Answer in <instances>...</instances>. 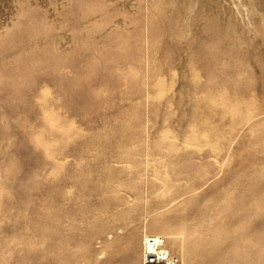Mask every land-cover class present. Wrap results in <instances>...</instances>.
Segmentation results:
<instances>
[{"label": "rangeland", "instance_id": "rangeland-1", "mask_svg": "<svg viewBox=\"0 0 264 264\" xmlns=\"http://www.w3.org/2000/svg\"><path fill=\"white\" fill-rule=\"evenodd\" d=\"M61 1L0 0V264H143L154 227L179 264L261 262L264 4Z\"/></svg>", "mask_w": 264, "mask_h": 264}, {"label": "bare ground", "instance_id": "bare-ground-1", "mask_svg": "<svg viewBox=\"0 0 264 264\" xmlns=\"http://www.w3.org/2000/svg\"><path fill=\"white\" fill-rule=\"evenodd\" d=\"M10 1H11V0H10ZM60 1H61V0H60ZM255 1L258 2L259 5L264 4V0H255ZM16 2H17V1H16ZM61 2H62V1H61ZM128 2H129V1H128ZM41 3H42V2H41ZM10 4H11V3H10ZM15 4H16V3H15ZM48 4H49V3H48ZM25 5H26V4H25ZM27 5H28V4H27ZM51 5H54V4L51 3ZM62 5H65V4H63V2H62ZM43 6H44V5H43ZM54 6H56V5H54ZM59 8H60V7H59ZM66 8H67V7H66ZM125 8H126V7H125ZM11 9H12V8H11ZM40 9H41V8H40ZM51 10H52V9H51ZM62 10H63V9H62ZM64 10H65V9H64ZM64 10H63V11H64ZM78 10H79V9H78ZM39 12H40V11H39ZM49 12H50V11H49ZM74 13H75V12H74ZM59 14H60V13H59ZM65 14H66V13H65ZM61 15L63 16V14H61ZM72 16H73V15H72ZM54 24H55V23H54ZM69 24H70V23H69ZM204 26H205V25H204ZM20 40H21V39H20ZM212 41H213V40H212ZM236 48H237V47H236ZM263 125H264V124H263ZM106 141H107V140H106ZM105 144H106V143H105ZM110 144H111V142H110ZM107 145H108V144H107ZM126 150H129V149H124V151L122 150V151L124 152L123 155L126 153V152H125ZM129 151H130V150H129ZM129 151H128L127 154H130ZM120 153H121V152H120ZM118 154H119V152H118ZM132 154H133V153L131 152L130 155H132ZM120 155H122V154H120ZM120 155H119V157H120ZM130 155L128 156V155L125 154L124 156L127 158V156L130 157ZM134 155H135V154H134ZM117 156H118V155H117ZM124 156H123V157H124ZM123 157H122V159H123ZM134 157H136V155H135ZM132 158H133V157H132ZM137 161H138V160H137ZM137 161H136V163H137ZM147 161L149 162V160H147ZM138 162H139V161H138ZM257 163H258V162H257ZM260 163L263 164V161L259 162V165H260ZM93 164H94V163H93ZM96 164H97V163H96ZM98 164H99V163H98ZM105 164H106V163H105ZM105 164H104V165H105ZM262 164H261V166H262ZM89 165H90V164H89ZM223 165H224V164H223ZM263 165H264V164H263ZM91 166H92V165H91ZM261 166H258V167L262 168V171H263L264 169H263V167H261ZM95 167H96V171H97L98 169H100L101 165H100L99 168H97L98 166H94V168H95ZM102 167H103V165H102ZM102 167H101V168H102ZM110 169H111V168H110ZM258 169H259V168H258ZM73 170H75V169H73ZM82 170H83V169H82ZM85 170H86V169H85ZM85 170H83V171H85ZM92 170H93V169H92ZM100 170L102 171V170H104V168H102V169H100ZM100 170H98V171H100ZM260 170H261V169H259V171H260ZM83 171H82V172H83ZM86 171H88V169H87ZM86 171H85V172H86ZM101 171H100V172H101ZM109 171H111V170H109ZM112 171H113V170H112ZM112 171H111V172H112ZM254 171H255V170H253V171L251 170V172L249 171V172H247V173H248V174H251V177H252L253 174L256 176V174H257L258 171L256 170V173H255ZM90 172H91V170H90ZM92 172H93V171H92ZM94 172H95V171H94ZM102 172H103V171H102ZM105 172H106V171H105ZM105 172H103V173H105ZM260 172H261V171H260ZM79 173H80V172H79ZM79 173H78V176L80 175ZM103 173H102V174H103ZM261 173H262V172H261ZM263 173H264V172H263ZM76 174H77V173H76ZM85 174H86V173H85ZM100 174H101V173H100ZM105 174H106V173H105ZM105 174H103V175H101V176H105ZM136 174H137V173H136ZM139 174H140V173H139ZM248 174H247V177H245V179H246V178H247V179L249 178V177H248ZM81 175H82V174H81ZM88 175H89V174H88ZM93 175H94V173H93ZM96 175H97V174H96ZM106 175H108V174H106ZM119 175H120V173H119ZM260 175H261V174H260ZM76 176H77V175H76ZM89 176H91V175H89ZM108 176H109V177H114L115 174H114L113 176H111V174L108 175ZM116 176H118V175L116 174ZM137 176H138V175H137ZM245 176H246V174H245ZM249 176H250V175H249ZM258 176H259V175H258ZM79 177L81 178V176H79ZM84 177H85V176H84ZM95 177H96V176H95ZM98 177H99V176H98ZM109 177H105V178H103V179H107V178H109ZM251 177H250L249 179H251ZM253 177H254V176H253ZM262 177H263V179H264V175H262ZM74 178H75V177H74ZM86 178H87V177H86ZM115 178L117 179V177H114V179H115ZM119 178H120V177H119ZM119 178H118V179H119ZM130 178H131V177H130ZM137 178H139V180L142 179V178H140V176H138ZM255 178L258 180V178L261 179V176H260V177H255ZM118 179H117V180H118ZM77 180H78V179H77ZM79 180H82V179H79ZM83 180H84V178H83ZM83 180H82V181H83ZM85 180H86V179H85ZM91 180H92V177H91ZM117 180H116V181H117ZM137 180H138V179H137ZM137 180H135V181H137ZM139 180H138V181H139ZM257 180H256V181H257ZM75 181H76V180H75ZM96 181H97V179H96ZM138 181L135 182V183H140V182H138ZM247 181L249 182L250 180H247ZM247 181H246V184L249 185V184L247 183ZM253 181H255V180H253ZM256 181H255V183H256ZM258 181H259V180H258ZM67 182H68V181H67ZM76 182H77V181H76ZM100 182H101V180H100ZM100 182L98 181V183H100ZM104 182H105V181H104ZM112 182H114V181H112ZM130 182H131V180H130ZM133 182H134V180H133ZM54 183H55V182H54ZM74 183H75V182H73V184H74ZM102 183H103V181H102ZM135 183H134V186H135ZM263 183H264V180H263ZM75 184H76V183H75ZM77 184H79V182H78ZM105 184H106V182H105ZM250 184H251V183H250ZM111 185H113V184H110L109 186H111ZM137 185H138V184H137ZM137 185H136V186H137ZM56 186H57V185H56ZM78 186H79V185H78ZM93 186H94V184H93ZM95 186H96V185H95ZM98 186H99V185H98ZM102 186H103V185H102ZM106 186H108V182H107V185H106ZM113 186H114V185H113ZM249 186H250V185H249ZM251 186H252V185H251ZM58 187H60V186H58ZM81 187H82V184H81L80 188H81ZM90 187H92V186H90ZM100 187H101V186H100ZM103 187H105V186H103ZM252 187H253V186H252ZM55 188H56V187H55ZM55 188H54V189H55ZM86 188H88V187H86ZM93 188H94V187H93ZM133 188H134V187H133ZM248 188H249V187H248ZM59 189H60V188H59ZM82 189H83V187H82ZM84 189H85V188H84ZM84 189H83V190H84ZM98 189H99V188H97V190H96V191H98V193H99L100 191H103V192L105 191L104 189H103V190H100V191H99ZM101 189H102V188H101ZM115 189H116V188H115ZM50 190H51V189H50ZM56 190H57V189H56ZM94 190H95V189H94ZM94 190H93V191H94ZM110 190H111V189H110ZM51 191H52V190H51ZM111 191H112V190H111ZM142 191H143V190H142ZM234 191H235V190H234ZM52 192H53V191H52ZM82 192H83V191H82ZM82 192H81V193H82ZM103 192H101V193H103ZM137 192H138V191H137ZM257 192H259V191H257ZM260 192H261V191H260ZM260 192H259V193H260ZM50 193H51V192H50ZM58 193H59V192H58ZM58 193H56V191H55V195H57ZM60 193H61V190H60ZM84 193H86V192H83V193H82V196L85 195ZM133 193H134V192H133ZM237 193H238V192H237ZM237 193H236V194H237ZM96 194H97V193H96ZM116 194H117V193H116ZM229 194H230V193H229ZM262 194H263V193H262ZM55 195H54V196H55ZM80 195H81V194H80ZM86 195H87V194H86ZM86 195H85V196H86ZM97 195H98V194H97ZM97 195H96V196H97ZM103 195H104V197H105L106 192H105V194L103 193ZM103 195H102V196H103ZM118 195L120 196V194H118ZM132 195H133V194H132ZM134 195H136V191H135V194H134ZM134 195H133V196H134ZM143 195H144V194H143ZM230 195H231V194H230ZM250 195H251V194H250ZM258 195H259V194H258ZM54 196L52 197V194H51V197H52L53 199H55V200H57V198L61 197V196H59V197H57V198H56V197L54 198ZM85 196H84V197H85ZM113 196H116V195L114 194ZM113 196H111V200L114 198ZM238 196H239V195H238ZM259 196H260V195H259ZM62 197H63V196H62ZM79 197H80V196H79ZM84 197H83V199H84ZM87 197H88V195H87ZM100 197H101V195H100ZM100 197L97 196V199L99 200ZM112 197H113V198H112ZM116 197H117V196H116ZM139 197H141L140 194H139ZM142 197L144 198V196H142ZM242 197H243V196H242ZM254 197H255V195H254ZM101 198H102V197H101ZM101 198H100V199H101ZM109 198H110V197H109ZM134 198H135V196H134ZM258 198H259V197H258ZM260 198H261V197H260ZM86 199H87V198H86ZM105 199H106V197L104 198V200H105ZM107 199H108V198H107ZM114 199H115V198H114ZM114 199H113V200H114ZM129 199H130V198H129ZM129 199H128V200H129ZM136 199H137V198H135L134 201H135ZM138 199H139L138 201H142V199H141V200H140V198H138ZM243 199H244V198H243ZM250 199H251V198H250ZM252 199H253V198H252ZM263 199H264V198H263ZM55 200H54V201H55ZM62 200H64V199H62ZM80 200H81V198H80ZM98 200H97V201H98ZM109 200H110V199H109ZM113 200H112V202H111L112 205L116 203V201L114 202ZM115 200H117V198H116ZM121 200H122V198H121ZM57 201H59V200H57ZM99 201H100V200H99ZM118 201H119V200H118ZM118 201H117V203H118ZM248 201H249V200H248ZM84 202H85V201H84ZM87 202H88V201H87ZM87 202H86V203H87ZM113 202H114V203H113ZM225 202H226V201H225ZM244 202H245V201H244ZM254 202H255V201H254ZM261 202H262V201H261ZM86 203L83 204V205H84V206L87 205ZM101 203H102V201H101ZM106 203H107V201H106ZM109 203H110V201H109ZM139 203H140V202H139ZM242 203H243V202H242ZM246 203H247V201H246ZM246 203H245V205H246ZM257 203H258V202H257ZM257 203H256V204H257ZM88 204H89V202H88ZM118 204H121V203H118ZM224 204H225V203H224ZM226 204H227V203H226ZM236 204H238V203H236ZM248 204H249V206H250V203H249V202H248ZM248 204H247V205H248ZM252 204H253V203H252ZM50 205H51V204H50ZM54 205H55V204H54ZM60 205H63V204H60ZM64 205H65V204H64ZM96 205H97V203H96ZM100 205H101V204H100ZM52 206H53V205H52ZM81 206H82V204H81ZM88 206H89V205H88ZM98 206H99V205H98ZM98 206H97V207H98ZM103 206H104V205H103ZM228 206H229V205H228ZM234 206H235V205H234ZM251 206H252V205H251ZM53 207H54V206H53ZM55 207H56V206H55ZM67 207H69V206H66L65 208H64V206H62V208L65 209V211H63V212H66V208H67ZM72 207H73V206H72ZM113 207H114V206H113ZM113 207L111 206L112 209H113ZM130 207H131V206H130ZM130 207H129V208H130ZM223 207H227V205H226V206H223ZM255 207H256V206H255ZM255 207H254V208H255ZM56 208H57V207H56ZM62 208H61V209H62ZM69 208H70V207H69ZM69 208L67 209L68 212L70 211ZM79 208H80V207H79ZM104 208H106V207H104ZM108 208H110L109 205H108L107 209H106V210L104 209V210L108 212ZM114 208H115V207H114ZM136 208H137V207H136ZM227 208L230 210L231 207H230V208L227 207ZM227 208H225V209L227 210ZM251 208H252V207H251ZM256 208H257V207H256ZM48 209H49V208H48ZM50 209H51V211H52L53 208L50 207ZM58 209H59V208H58ZM83 209H87V208H83ZM83 209H82V210H83ZM97 209H98V208H97ZM101 209H103V208H101ZM112 209H111V210H112ZM225 209L223 208L224 211H225ZM55 210H56V209H55ZM59 210H60V209H59ZM79 210H80L81 212H79L78 210H76V211H78L79 213H82V214L84 213V210L82 211L81 208H80ZM99 210H100V209H99ZM125 210H127V209H124V211H125ZM131 210H132V208H131ZM251 210H252V209H251ZM76 211H75V209L73 210V212H76ZM85 211H86V210H85ZM88 211H89V210H88ZM97 211H98V210H97ZM117 211H118V210H117ZM119 211H120V209H119ZM121 211H122V214H123V213H124L123 210H121ZM127 211H128V210H127ZM133 211H135V210H133ZM230 211H231V210H230ZM49 212H50V211H49ZM53 212H54V211H53ZM55 212H56V211H55ZM63 212H62V210H61V214H62ZM78 212H77V213H78ZM86 212H87V211H86ZM109 212H110V211H109ZM225 212H226V211H225ZM259 212H260V211H259ZM51 213H52V212H51ZM51 213H48V214H49L50 216H52ZM59 213H60V211H59ZM69 213H70V215H71V212H69ZM87 213H88V212H87ZM98 213L100 214L99 211H98ZM98 213H97V214H98ZM103 213H104V212H103ZM105 213H106V212H105ZM118 213H119V212H118ZM129 213H130V212H129ZM137 213H138V212H137ZM34 214H35V213H34ZM40 214H41V212H40ZM63 214H64V216L67 217V218H66V217H65V218L68 220V215H69V214H67V215H65V213H63ZM63 214H62V215H63ZM84 214H85V213H84ZM88 214H89V213H88ZM111 214H112V213H111ZM125 214H127V213H125ZM226 214H227V213H226ZM59 215H60V214H59ZM72 215H73V214H72ZM72 215H71V216H72ZM74 215H75V214H74ZM74 215H73V216H74ZM100 215H102V214H100ZM112 215H113V214H112ZM112 215H111V216H112ZM114 215H116V214H115V211H114ZM118 215H119V214H118ZM28 216H29V215H28ZM46 216H47V215H46ZM50 216H49V217H50ZM71 216H70V217H71ZM73 216L71 217L70 220L73 219ZM79 216L82 217V215H79ZM83 216H84V215H83ZM108 216H109V215H108ZM256 216H258V215H256ZM44 217H45V215H44ZM55 217H56V216H54V217L52 216V218H55ZM57 217H58V216H57ZM59 217H61V216H59ZM75 217H76V216H75ZM84 217H85V216H84ZM86 217H88V216H86ZM86 217H85V218H86ZM102 217H103V216H102ZM102 217H101V219H102ZM105 217H107V216H105ZM114 217H115V216H114ZM116 217H117V216H116ZM62 218H63V217H62ZM62 218H60V219H62ZM76 218H78V214H77V217H76ZM99 218H100V217H99ZM109 218H110V217H109ZM249 218H250V217H249ZM39 219H40V218H39ZM78 219H79V218H78ZM78 219H77V220H78ZM103 219H104V218H103ZM110 219H111V218H110ZM113 219H114V218H113ZM113 219H111V220H113ZM117 219H118V218H117ZM251 219H254V218H251ZM36 220H37V219H36ZM51 220H52V219L47 220V221H51ZM56 220H58V219H56ZM74 220H75V219H74ZM74 220H73V221H74ZM79 220H80V219H79ZM79 220H78V222L81 223V221H79ZM88 220H89V218H88ZM107 220H108V219H107ZM114 220H115V219H114ZM40 221H42V223L44 222V221L42 220V215H41V220H40ZM59 221H60V220H59ZM68 221H69V220H68ZM248 221H249V220H248ZM55 222H56V221H55ZM55 222L53 221V222H51V223H55ZM57 222H58V221H57ZM57 222H56V223H57ZM60 222H61V221H60ZM60 222H59V223H60ZM71 222H72V221H71ZM78 222H76V223H78ZM83 222H84V218L82 219L81 226H82ZM101 222H105V220H103V221H101ZM109 222H110V221H109ZM113 222H114V221H113ZM113 222H112V223H113ZM38 223H39V222H38ZM65 223H66V222L63 221V228H64V226L66 227V224H67V223H66V224H65ZM69 223H70V222H69ZM74 223H75V222H74ZM79 223H78V224H79ZM87 223H89V222H84V224H86V226H90V227H92V225H93L92 223H91V225H88ZM107 223H108V222H107ZM112 223H110V224H112ZM117 223H119V220H118ZM49 224H50V222H49ZM57 224H58V223H57ZM61 224H62V223H61ZM61 224H60V225H61ZM64 224H65V225H64ZM97 224H98V223H97ZM113 224H114V223H113ZM47 225H48V224L46 223V226H47ZM50 225H51V224H50ZM55 225H56V224H55ZM67 225H68V224H67ZM72 225L74 226L73 229L77 231V228H78V227L76 228L74 224H72ZM79 225H80V224H79ZM98 225H100V224H98ZM108 225H109V224H108ZM116 225H117V224H116ZM119 225H120V224H119ZM46 226H45V227H42V229L44 228V230H45V228H47ZM68 226H70V225H68ZM76 226H77V225H76ZM86 226H85V229L87 230L88 227L86 228ZM96 226H97V225H96ZM101 226H102V224H101ZM104 226H105V225H104ZM109 226H110V225H109ZM112 226H113V225H112ZM49 227H52V225L49 226ZM49 227H48V230H49ZM54 227H55V226H53L52 228H54ZM59 227H60V226H59ZM59 227L56 226V228H58V229H60V228L63 229L62 226H61L60 228H59ZM98 227H99V226H98ZM36 228H37V227H36ZM52 228H51V231H52ZM56 228H54V229H55L54 232H55L56 230H58V229H56ZM75 228H76V229H75ZM154 228H155L156 230H155V229H153V230L157 231L158 233H151V234H149V233L146 232V233L144 234V238H145L144 240H145V241H148V239H150V238H156V239H158V240L163 239V240H164V243H165V245H166V239H169V238H170V235H169L168 233L164 232L163 229L160 228V227H154ZM257 228H258V227H257ZM79 229H80V228H79ZM104 229L110 230V229H108V228H104ZM112 230H113V229H112ZM261 230H262V229H261ZM261 230H260V231H261ZM49 231H50V230H49ZM49 231H48V233H49ZM63 231H64V230H63ZM257 231H258V230H257ZM263 231H264V229H263ZM52 232H53V231H52ZM52 232H51V233H52ZM56 233H57V231H56ZM56 233H55V234H56ZM60 233H61V235H60ZM60 233H59V231H58V234L60 235V237H62V239H64V237H67V236H64V237H63L62 231H61ZM78 233H79V232H78ZM36 234H37V233H36ZM46 234H47V233H46ZM53 234H54V233H53ZM58 234H57V235H53V236H54V237L59 236ZM76 234H77V233H76ZM112 234H113V233H112ZM44 235H45V233H44ZM47 235H48V236H47ZM47 235H46V236L48 237V240H49V235H50V234H47ZM64 235H65V234H64ZM77 235H78V234H77ZM39 236H40V235H39ZM255 236H256V235H255ZM43 237H44V236H43ZM47 237H46V238H47ZM171 237H173V236H171ZM33 238H34V237H33ZM54 239H55V238H54ZM57 239H58V237H57ZM57 239L53 240L52 237H51L49 241L53 240V241L55 242V241H57ZM59 239H60V238H59ZM75 239H76V238H75ZM35 240H36V239H35ZM37 240H38V239H37ZM44 240L46 241V239H44ZM32 241H33V239H32ZM45 241H42V242H45ZM53 241H51L52 244H54ZM60 241H62V242L65 243V240H64V241H63V240H60ZM60 241H59V242H60ZM262 241H263V240H262ZM33 242H34V241H33ZM38 242H39V241H38ZM42 242H40V243H42ZM36 243H37V242H36ZM49 243H50V242H49ZM60 243H61V242H60ZM261 243H262V242H261ZM45 244H46V243H45ZM55 244H56V243H55ZM62 244H63V243H61V245H62ZM41 245H42V244H41ZM56 245H57V244H56ZM58 245H59V243H58ZM196 245H197V244H196ZM53 246L55 247V245H53ZM53 246H52V247H53ZM59 246H60V245H59ZM47 247H48V246H47ZM49 247H51V246H49ZM54 247H53V248H54ZM56 247H58V246H56ZM56 247H55V248H56ZM60 247H61V248L58 247V249H60V250L63 251V248H64L65 246H64V244H63V247H62V246H60ZM51 249H52V248H51ZM51 249H50V250H51ZM262 249H263V248H262ZM45 250H46V248H45L43 251L45 252ZM48 250H49V249H48ZM56 250H57V248H56ZM56 250H55V249L53 250L55 255H56ZM60 250H59V251H60ZM182 250H183V249H182ZM254 250H255V249H254ZM23 251H24V250H23ZM30 251H31V250H30ZM46 251H47V250H46ZM62 251H61V255H60V256H62V254H64V253H62ZM64 251H65V250H64ZM257 251H258V250H257ZM261 251H262V250H261ZM261 251H259L260 254L258 255V258H260V259H261L260 255L262 254ZM27 252H28V251H27ZM44 252H43V253H44ZM48 252H51V251H48ZM259 252H258V253H259ZM21 253H22V252H21ZM33 253H34V252H33ZM45 253H46V252H45ZM59 253H60V252H59ZM183 253H184V251H183ZM255 254L257 255V253H255ZM28 255H29V254H28ZM55 255H54V257H55ZM190 255H191V254H190ZM60 256H59V257H60ZM181 256H183V255H181ZM186 257H187V256H186ZM254 257H256V256L254 255ZM263 257H264V255H263ZM263 257H262V258H263ZM56 258H57V256H56ZM182 258H183V257H182ZM246 258H247V257H246ZM258 258L256 257V259H258ZM185 260H186V259H185ZM262 260H264V259H262ZM262 260H261V262H259L260 260L255 261V259H254V261H253L252 263L255 264V262H257V264H259V263H262V262H263ZM182 261H183V260H182ZM186 261H187V260H186ZM189 261H190V260H189ZM67 262H68V260H67ZM64 263H65V262H64ZM247 263H248V261H247ZM68 264H69V263H68ZM70 264H71V263H70ZM249 264H251V263H249ZM263 264H264V263H263Z\"/></svg>", "mask_w": 264, "mask_h": 264}, {"label": "built area", "instance_id": "built-area-1", "mask_svg": "<svg viewBox=\"0 0 264 264\" xmlns=\"http://www.w3.org/2000/svg\"><path fill=\"white\" fill-rule=\"evenodd\" d=\"M143 264H179V257L166 248L163 239L150 238L144 243Z\"/></svg>", "mask_w": 264, "mask_h": 264}]
</instances>
